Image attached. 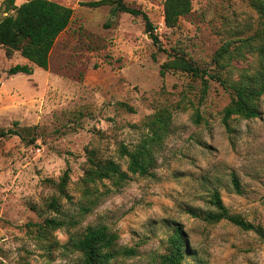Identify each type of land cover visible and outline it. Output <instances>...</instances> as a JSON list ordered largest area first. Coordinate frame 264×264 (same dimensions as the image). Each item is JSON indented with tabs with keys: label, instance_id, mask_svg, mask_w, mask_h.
<instances>
[{
	"label": "rangeland",
	"instance_id": "1",
	"mask_svg": "<svg viewBox=\"0 0 264 264\" xmlns=\"http://www.w3.org/2000/svg\"><path fill=\"white\" fill-rule=\"evenodd\" d=\"M54 1L74 14L47 69L0 45V129L20 133L0 139V264H74L81 253L72 241L90 225L108 226L120 247H138L117 264H155L175 226L186 237L183 264H264V96L258 117L224 120L233 98L229 81L258 59L246 51L219 56L224 45L233 50L257 29L249 0H192V11L174 27L165 23L166 0H123L147 13L153 31L141 15L115 12L117 4ZM7 3L0 0V20L15 14ZM179 57L206 70V80L181 69L161 73ZM17 64L34 71L10 74ZM158 117L166 126L148 175L120 184L85 179L90 157L127 171L122 146L154 136L148 124ZM215 190L231 214L262 233L195 216L217 211ZM50 218L65 224L45 228Z\"/></svg>",
	"mask_w": 264,
	"mask_h": 264
},
{
	"label": "trees",
	"instance_id": "2",
	"mask_svg": "<svg viewBox=\"0 0 264 264\" xmlns=\"http://www.w3.org/2000/svg\"><path fill=\"white\" fill-rule=\"evenodd\" d=\"M251 6L259 14V23L255 32L243 38L240 44L231 50V43L224 45L219 56L231 58L233 51L239 56H244L245 51L256 54L258 64L242 71L237 79H232L227 85L233 91L231 103L225 108L224 120L234 116L252 119L259 116V101L264 96V0H249ZM90 7H100L107 4H117L116 10L131 13L134 16H142L146 22L147 29L154 30L150 17L144 11L128 7L123 0H96L84 3ZM6 10L15 11L0 20V45L7 49L9 55L14 51H20L22 56L35 66L47 69L50 63L51 51L58 37L70 25L74 9L56 2L54 0H28L20 6L15 5L14 0H8ZM192 11V0H166L164 9L165 23L168 27L178 24L181 17ZM157 40V37H154ZM166 69H181L200 76L206 80L207 71L192 65L186 58L179 57L174 61L165 63L161 73ZM34 67L29 64H17L13 66L10 74H32ZM210 78L224 81L217 75L210 74ZM207 91V86L204 87ZM167 119V117H165ZM17 124V123H15ZM154 136H147L144 141L136 147L129 149L122 146L121 153L128 159V170H122L119 163L112 159L89 158V166L85 169V179L89 182L112 179L116 184L125 182L131 175H148L155 164L157 147L162 141L166 120L158 117L148 124ZM20 135L19 130L14 128L0 129V139ZM69 178L68 171L65 173L61 183L62 192ZM233 186L240 192L238 178L233 176ZM211 203L217 211L194 212L195 216L204 218L209 222L228 220L243 230H254L262 233L261 227L256 226L238 215H233L225 207L219 191L215 190L211 195ZM57 209V204L52 203ZM202 214V215H201ZM65 224L64 221L55 218L46 219L44 227L58 229ZM181 227L175 226L173 233L169 236L168 249L165 253L154 258L155 264H183L187 254V244ZM118 235L109 230L106 225H90L86 230L72 241V247L81 253V258L74 264H117L119 258L134 257L138 254V247H120Z\"/></svg>",
	"mask_w": 264,
	"mask_h": 264
}]
</instances>
